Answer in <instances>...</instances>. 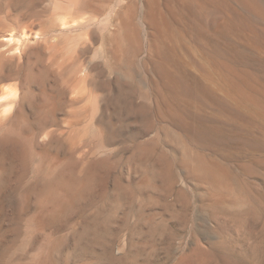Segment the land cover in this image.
Returning <instances> with one entry per match:
<instances>
[{
  "label": "rangeland",
  "instance_id": "1",
  "mask_svg": "<svg viewBox=\"0 0 264 264\" xmlns=\"http://www.w3.org/2000/svg\"><path fill=\"white\" fill-rule=\"evenodd\" d=\"M87 1L0 0V59L19 56L0 69V88L19 85L16 100L0 98V264H264V109L188 64L209 100L187 104L217 138L200 141L155 107L144 0ZM119 13L141 28V52L114 54ZM60 19L85 25L62 33ZM25 27L43 34L23 38ZM10 29L18 39L3 38ZM248 35L231 40L235 57L263 89L264 38ZM179 145L227 166L229 189L189 172Z\"/></svg>",
  "mask_w": 264,
  "mask_h": 264
},
{
  "label": "bare ground",
  "instance_id": "2",
  "mask_svg": "<svg viewBox=\"0 0 264 264\" xmlns=\"http://www.w3.org/2000/svg\"><path fill=\"white\" fill-rule=\"evenodd\" d=\"M83 5L82 7H85ZM144 6L143 22L147 28L146 33L151 50L150 78L148 79L151 85L149 88L154 92L155 107L158 108L161 115L166 109L167 113L184 127L196 125V131L192 132L200 141L205 142L210 139L216 141L217 138L213 136L214 134L212 135V133L206 131L201 124V121L205 122L208 119L201 113L194 111L187 104L192 102L197 105H208L207 100H209L208 88L205 83L186 72L185 68L188 64L195 65L202 73V77L213 79L214 76H218L222 84H220L221 87L230 95L246 103L249 108L255 111L264 109V92L262 91L264 88L262 89L260 79L256 76L258 74H255L256 71L250 70L248 64L244 65L242 61H237L241 59L236 60V47L232 46L231 41L234 37L244 38L246 34L247 36L250 34L251 39L249 42H252L256 47L260 46V39L264 38V34L256 28L254 21L264 23V0H144ZM121 13L115 20L120 19L121 25L115 31L116 38L118 37L120 40L117 39L119 43L115 47L116 49L114 48L116 50L114 54L118 52L120 57L129 48L134 49L136 54L137 51L141 52L144 48V36L141 28L130 20L121 17ZM59 21L58 24L55 23L59 29L58 31L61 32L85 25L78 19H60ZM52 23H54V20ZM52 26L54 27V25ZM24 29L18 31L23 35V38L30 34H43V32H31L32 29L27 31V27ZM8 33H4L3 38L8 37L11 41H14L17 33L15 34L14 29H10ZM17 37L16 39H18ZM207 37L214 39V42L208 41ZM46 41L50 43V38ZM190 44L198 47L203 52L204 57L201 61L194 58L189 48ZM51 45L54 44L51 43L48 47H51ZM10 57L12 55L0 59V69L2 71L11 68L19 61V56L16 58L14 56L13 61ZM258 71L260 72V70ZM86 75H81L74 81L70 80L73 82V84L70 83L72 85L71 93L75 90L81 92L85 88ZM18 86L16 82L3 84L0 88L1 100L4 99L7 102L14 98L16 100L17 95H19ZM66 88H63L62 93L68 92V90H65ZM53 107L56 106L53 105ZM179 146L182 155L185 157L184 161L182 160L183 165L189 172L197 174L207 181L215 191L222 192L229 189L232 185L233 175L219 159L209 158L207 155L201 154L199 151L196 152L184 145ZM163 162L161 170L168 167L167 163Z\"/></svg>",
  "mask_w": 264,
  "mask_h": 264
}]
</instances>
